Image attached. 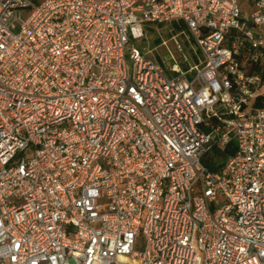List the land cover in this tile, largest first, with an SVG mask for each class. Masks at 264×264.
Masks as SVG:
<instances>
[{
  "label": "built area",
  "instance_id": "built-area-1",
  "mask_svg": "<svg viewBox=\"0 0 264 264\" xmlns=\"http://www.w3.org/2000/svg\"><path fill=\"white\" fill-rule=\"evenodd\" d=\"M0 264H264V0H0Z\"/></svg>",
  "mask_w": 264,
  "mask_h": 264
},
{
  "label": "rangeland",
  "instance_id": "rangeland-1",
  "mask_svg": "<svg viewBox=\"0 0 264 264\" xmlns=\"http://www.w3.org/2000/svg\"><path fill=\"white\" fill-rule=\"evenodd\" d=\"M178 24V23H177ZM153 29L147 28L144 32V36L137 39L131 40L130 44L136 46L142 50L149 58L165 60L168 63H172L170 59L169 50L172 51L178 58L179 63L184 66V57H188L190 64L196 62V58L193 51L186 44L187 39L184 37L179 38L183 45V51H179L176 47L174 39L172 36L179 32H174L173 34L169 32L170 25H151ZM186 34L188 32L186 31ZM163 42H167V46L163 45ZM142 241V240H141ZM137 249H141V243L137 245Z\"/></svg>",
  "mask_w": 264,
  "mask_h": 264
},
{
  "label": "trees",
  "instance_id": "trees-1",
  "mask_svg": "<svg viewBox=\"0 0 264 264\" xmlns=\"http://www.w3.org/2000/svg\"><path fill=\"white\" fill-rule=\"evenodd\" d=\"M147 28L153 29L150 25H148L145 28V30H147ZM186 29H187V26L183 23H180V24L173 23L170 25L169 32L173 34L176 31L179 32V31H183ZM234 147H235V143L232 141L224 150L214 148L204 159L205 165L212 171L218 169V167L220 166V163L229 154H231L233 152Z\"/></svg>",
  "mask_w": 264,
  "mask_h": 264
}]
</instances>
